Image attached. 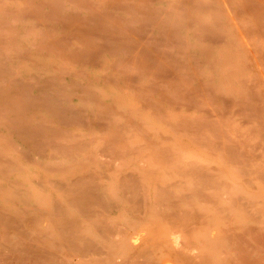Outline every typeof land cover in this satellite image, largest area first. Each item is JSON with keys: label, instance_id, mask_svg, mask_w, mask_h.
<instances>
[{"label": "bare ground", "instance_id": "6f19581e", "mask_svg": "<svg viewBox=\"0 0 264 264\" xmlns=\"http://www.w3.org/2000/svg\"><path fill=\"white\" fill-rule=\"evenodd\" d=\"M0 264H264V0H0Z\"/></svg>", "mask_w": 264, "mask_h": 264}]
</instances>
